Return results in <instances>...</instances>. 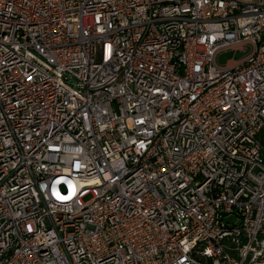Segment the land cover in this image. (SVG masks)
<instances>
[{
	"label": "built area",
	"instance_id": "1",
	"mask_svg": "<svg viewBox=\"0 0 264 264\" xmlns=\"http://www.w3.org/2000/svg\"><path fill=\"white\" fill-rule=\"evenodd\" d=\"M0 264H264V0H0Z\"/></svg>",
	"mask_w": 264,
	"mask_h": 264
},
{
	"label": "rangeland",
	"instance_id": "2",
	"mask_svg": "<svg viewBox=\"0 0 264 264\" xmlns=\"http://www.w3.org/2000/svg\"><path fill=\"white\" fill-rule=\"evenodd\" d=\"M250 53V48L242 51L225 50L218 54L216 64L218 67H225L229 61L238 62Z\"/></svg>",
	"mask_w": 264,
	"mask_h": 264
}]
</instances>
